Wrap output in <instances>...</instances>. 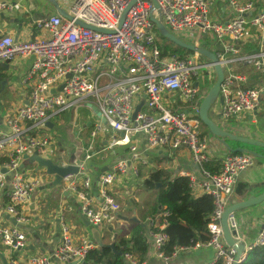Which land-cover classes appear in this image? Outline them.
Masks as SVG:
<instances>
[{
	"label": "built area",
	"instance_id": "built-area-1",
	"mask_svg": "<svg viewBox=\"0 0 264 264\" xmlns=\"http://www.w3.org/2000/svg\"><path fill=\"white\" fill-rule=\"evenodd\" d=\"M154 1L156 8L150 0H57L70 20L51 8L49 13L30 19L26 40L0 35V64L29 61V71L20 85H32L26 102L7 114V132L0 131V193L5 198L0 215H7L15 223L3 222L0 217V246L7 264H83L88 251L94 248L86 236L73 237L70 226L59 217L58 243L51 252L20 255L27 248L23 227L29 219L24 208L44 184L42 176L20 169L23 156L36 152L51 160L53 141L42 132L59 114L75 112L87 104L96 108L105 123L93 121L83 157L69 163L78 168L73 177L79 178L80 190H76L78 184L73 177L63 181L75 193L80 214L89 224L100 228L116 218L119 206L113 197V185L125 187L137 181L141 168L149 166V155L162 149L186 150L198 175L180 173V177L188 179L193 195H208L214 203L207 226L209 240L196 246L214 251V260L206 264L217 259L223 264L233 263L234 251L222 243L220 219L233 195L236 178L253 165L254 158L228 154L221 158L219 173L204 168L213 160L206 137L200 132L199 107L212 86L209 75L214 74L213 64L201 61L198 54L183 58L162 53L150 15L160 17L163 26L185 43L213 53H217L215 43H220L222 53L216 55L224 71L218 94L222 104L217 101L213 112L220 117L218 126L222 130L243 137L242 126L227 123L251 117L260 107L264 89L244 88L245 77L229 66L246 65L264 78V0ZM131 3L118 28L122 12ZM12 10L11 3L0 0V14ZM77 21L107 33L84 29ZM248 44L258 47V51L243 53L241 48ZM140 103L132 120L135 106ZM105 131L109 132L106 149L127 147L128 154L114 161L107 171L100 170L96 182L100 203L94 206L89 198V163L104 151L95 148L94 141ZM137 138L143 140L141 148L137 147ZM168 215L158 210L146 220L144 228L147 258L163 264L184 250L176 249L169 257L163 255ZM227 224L236 234L234 214L228 216ZM260 246H264V217L256 239L246 250ZM124 261L137 264L130 254H124Z\"/></svg>",
	"mask_w": 264,
	"mask_h": 264
},
{
	"label": "crops",
	"instance_id": "crops-1",
	"mask_svg": "<svg viewBox=\"0 0 264 264\" xmlns=\"http://www.w3.org/2000/svg\"><path fill=\"white\" fill-rule=\"evenodd\" d=\"M1 1L11 3L13 5V10L10 13L5 12L0 14V35H10L14 38H17L18 40H26L30 36V19L45 15L51 11L49 5H47L46 2H44L43 0ZM26 21H28L27 24ZM244 48L245 47L241 48L242 52L244 51ZM2 65L3 64H0V84L3 81L4 84L2 87L0 86V131L7 132V129L4 125V120L7 114L26 102L29 97L32 85H29V82H26V84L24 85H20V82L25 79L29 71V61L16 60L13 63L6 64L8 69H4ZM229 67L232 68L235 74L242 75L243 77H245L246 80L242 84L243 87L248 86L249 88L250 86V88L264 89V78L259 76V74H256L250 67L242 64H233ZM72 112L73 111H69L67 113L73 114L75 118L77 117V114H79L80 118L85 117L84 124L86 129L84 131H81V129L76 126L75 134L72 135L73 145L75 147V150H73L75 152H80L81 156H72L71 160L67 162H55L57 164H69L74 159L80 160L83 157L85 150L82 147V140L83 138H85L84 142L88 146V138L89 133L91 131V125L96 119L95 115L89 107L80 108L78 111H75L73 113ZM63 115L64 113L59 114L50 124L49 128L46 131L42 132V135L50 138L51 136H58L56 130L60 125L58 123L61 121ZM209 117L214 123L219 126L221 125V119L216 112L212 111ZM213 118L215 119V121L213 120ZM241 120H244L247 123V137L264 142V91L261 93L259 109L255 113H253L251 117H249V115H247L246 117H240L239 121ZM78 128L80 130H78ZM88 130L90 131L88 132ZM200 130L201 134H204V136L206 137L208 153L211 156L213 162H216L218 160L221 161V158L223 156L233 154L229 153V150L225 148L217 138L212 137L208 132H203L202 129ZM85 132H88V135H86L87 137L83 135V133ZM244 136L246 137L245 134H243V137ZM76 141H78V143ZM108 142L109 132L105 131L104 133L96 137L94 141V146L97 149H104V151L101 152L104 153L108 150H111L106 149ZM227 143L228 147L231 150L243 147L235 142ZM54 146L55 142L53 141L52 154L54 149L56 148H54ZM142 146L143 140L141 138H137V147L141 148ZM254 150L261 156H264V150L259 148H256ZM30 156L31 155H28V157ZM122 157L124 156L116 155L113 161L109 163H104L100 166L94 165L93 161L89 163L90 175L92 178V189L90 191L89 198L94 204V206H97L98 203H100L99 193L97 191L96 184L97 176L99 175L100 170H102L104 167L111 166L114 161ZM253 158V165L250 168L240 172V174L236 178L234 192L233 195L229 198L228 206L244 201L251 196H257L261 193H264V159L256 157ZM168 161L173 166L172 173L163 168L165 167ZM153 165L154 167H152ZM158 165L162 167H159ZM36 167L37 166L35 164H31L29 160L24 159L20 165V169L23 172L31 175L42 176V180L44 181V184L41 185L32 195L28 203V207L24 208V213L29 219V224L23 227L27 239V248L20 255L25 254L27 256L33 253L47 254L51 252L58 243L59 233L57 234V230L59 229V217H62L65 222L70 226L71 234L73 237L86 236L94 247H98L99 244H111V242H106L104 236L105 233H103V231L105 230L108 233L113 232L114 226L108 227L106 225H103L100 228H96L91 225H83L79 220V216L81 215L80 202L76 198L75 193L66 188V182L64 181H62L61 184L58 186H52L53 178L47 176L43 169L35 170ZM153 168H162L166 172H170V178H173L174 176L180 177V173H187L195 176L198 175V168L193 164L190 159V154L186 150L171 152L168 149H162L158 151V153H156L155 155H149V166L141 168L139 173V179L136 181V183L140 185L143 178L147 176L149 170ZM142 169L149 170L145 175H142ZM73 178L77 180L78 187L81 188L79 178ZM49 184L51 185L50 188L45 190V186ZM112 188L113 197L117 202H119L117 200L119 198L118 194L121 193L122 190L128 192L126 186L122 187L120 185L114 184ZM151 193L153 194V199L149 204L143 206V208H135V203L132 200L130 201V208L127 209L130 215L129 218L123 217L120 211H118L116 218L123 217L128 220L123 221L120 219L121 222H117V224L128 225L129 230L131 228L130 219L133 216L136 218L137 221L142 220L141 218L144 212L148 211L151 206H153V204L155 203L156 194L154 192ZM4 201V195L3 193H0V211L3 205L5 204ZM120 206H122L120 207V210L121 208H127L126 204L123 203V199L120 202ZM233 214L235 215L238 223L236 234L233 237L243 242L245 246L250 245L256 239L258 231L263 221L264 202L249 208L240 209L234 212ZM0 217L3 219V222L10 223V220H12L9 219L8 216L4 215L3 213H1ZM146 220L143 222L144 227L146 226ZM114 222H111V224H113ZM89 227L92 228L91 231L90 229H88ZM90 232L92 237L87 235L90 234ZM222 243L224 244V246H226L223 239ZM0 248L2 247L0 246ZM0 255L4 256V258L6 257L4 255V251H0ZM214 256L215 254L212 249L195 246L193 248L178 251L177 254L172 257L167 264H206L210 261H213ZM143 264L163 263L156 259L146 258Z\"/></svg>",
	"mask_w": 264,
	"mask_h": 264
},
{
	"label": "trees",
	"instance_id": "trees-1",
	"mask_svg": "<svg viewBox=\"0 0 264 264\" xmlns=\"http://www.w3.org/2000/svg\"><path fill=\"white\" fill-rule=\"evenodd\" d=\"M162 41L163 43L158 44L162 53L176 56L184 53L179 47L170 45L163 39ZM257 51L258 47L248 44L243 53L250 54ZM244 88H248V86H244ZM86 147L87 145L84 143L83 148L86 149ZM117 148H121V156L128 154L127 147ZM204 168L212 173H219L221 170L220 161L208 163ZM156 184H160L158 189H156ZM138 186L156 194L153 206L144 212L142 220L130 222L131 228L125 235H114V239L111 241L114 251L104 246L94 247L88 251L84 264H125L124 254L132 255L137 264H143L148 251L143 222L148 217L154 216L160 209L169 214L166 219L167 225L163 230L167 236V241L162 249L164 256H171L179 248H193L198 244L202 245L208 242L210 235L207 226L214 210V203L210 196L193 195L187 178L179 176L170 178V174L162 168L149 170L147 176ZM79 188L77 186L76 190H80ZM133 202L135 203V201ZM115 221L121 222L119 218H115ZM118 252L121 254L118 255ZM213 264H223V262L221 259H217ZM239 264H264V246L249 251L246 258Z\"/></svg>",
	"mask_w": 264,
	"mask_h": 264
},
{
	"label": "water",
	"instance_id": "water-1",
	"mask_svg": "<svg viewBox=\"0 0 264 264\" xmlns=\"http://www.w3.org/2000/svg\"><path fill=\"white\" fill-rule=\"evenodd\" d=\"M43 1L46 2V4L49 5V7L52 8L62 18L69 19V20L71 19L69 14L59 5L57 0H43ZM150 1L153 3V6L156 8L157 7L156 2L154 0H150ZM131 5H132V3L129 4V6L122 12L118 28H120V26H121V24L125 18V15H126L128 9L130 8ZM150 20L154 24L155 29L161 38L168 41L170 44H172L176 47H179L180 49L192 52L193 54H198L199 56L205 58L211 64H213L215 81L212 84V86L210 87V89L208 90V92L203 97L201 104H200V107H199V120H200L202 126L208 131V133L212 137L217 138L219 140V142L225 148H227L229 150V153L245 154V155H250L252 157L264 159V156H261L260 154H258L254 150L256 148L264 150V142L263 141H260V140L254 139V138H250L247 136L242 137V136L234 135L230 132L222 130L209 117V109L211 108V106L216 101H218L219 105L222 104V101L219 98L218 94H219L220 85L223 83V80H224V71H223V69L219 63V58L216 55L217 53H222V48L220 47V43L219 42L215 43V49H216L217 53H213V52H210L206 49L185 43L182 40L176 38L173 34H171L163 26L160 17L154 18L150 15ZM76 23L80 27H83L84 29H87V30H95V31H98L101 33H107L106 30L97 29V28L91 27V26L86 25V24L79 22V21H77ZM2 67H4V69H8L6 64L5 65L3 64ZM3 84H4V81L1 82V87L3 86ZM60 89H61V87L58 88V90H60ZM52 93H54V91H52ZM141 106H142V103L135 106V109L132 113V120H135L136 115H137L138 111L140 110ZM87 107H89L91 109V111L95 115L96 119H99L102 123H105L104 119L101 117L100 113L96 110V108L93 105L87 104ZM49 126L50 125H48V127ZM227 142H235V143H237L243 147L231 150L228 147ZM23 159L29 160V162L31 164H35L37 166L35 170L43 169L45 171L46 175L52 177L53 178L52 186H58L61 184V182L64 179H66L68 177L76 176L78 174L77 166L72 165V164H66V165L57 164L50 159H44V158L39 157L36 152H34L30 157H28V155H24ZM109 167H104L101 171H107ZM159 187H160V184H156V189H158ZM262 202H264V193H261L260 195H257V196H251L244 201H241L239 203L227 206L225 208L222 216H221L220 228H221L222 239H223L225 245L234 251V260H233L232 264H239L240 262H242L244 260V258H246L248 252L251 250H246L245 244L233 237L235 235V232L230 231L228 228V224H227L228 216L230 214H233L234 212L240 210V209L249 208V207L258 205ZM119 219H121L123 221L128 220V219L123 218V217H119ZM79 220L85 226L90 225L89 222L82 215L79 216ZM130 222H138V221L133 216L130 219ZM10 223L12 225H15L14 221H12V220H10ZM58 233H59V229L57 230V234ZM103 246L108 247L114 251L112 244H109V245L99 244L98 245V247H103ZM117 254L120 255L121 253L118 252ZM0 259H1V264H7L4 256L0 255Z\"/></svg>",
	"mask_w": 264,
	"mask_h": 264
},
{
	"label": "rangeland",
	"instance_id": "rangeland-1",
	"mask_svg": "<svg viewBox=\"0 0 264 264\" xmlns=\"http://www.w3.org/2000/svg\"><path fill=\"white\" fill-rule=\"evenodd\" d=\"M27 22L28 21H26V24H27ZM154 36H155V40H156V42L158 44L163 43V41H162L163 38H160L158 32L155 31L154 32ZM198 40L201 41V39H198ZM164 41H166V40H164ZM207 41H210V39H207ZM166 42H168V41H166ZM168 44H170V43L168 42ZM170 45H172V44H170ZM182 51H184V53L179 55V56H181L183 58L188 57V56L193 54L192 52H189V51H186V50H183V49H182ZM201 61H206L207 62V60L205 58H203V57H201ZM209 77L212 79L211 84H213V82L215 81L214 74L213 75L210 74ZM11 78H13V77H11ZM207 78L208 77L206 76V80H207ZM0 86H1V84H0ZM200 87H202L201 83H200ZM216 105H217V101L209 109V116L211 115V112L213 111V109L215 108ZM84 119H85V117L84 118H80L79 114H77V117L75 118V116L73 114H71V113L70 114H68L67 112L64 113L63 117L61 118V121L58 123L60 125L57 128V130H56L58 136H51L52 141L55 142L54 148L56 147L55 148L56 151L54 149L53 154L51 156V160L53 162H61V161L67 162V161L72 159V156H78V157L81 156L80 152H75L74 151L75 147L73 145L72 135L75 134L76 126L79 127L81 129V131H84L86 129L85 128V124H84V122H85ZM213 120L215 121L214 118H213ZM227 124L228 125L238 124V125L242 126L244 128V131L242 132V134H245L247 136V130H246V128H247L246 124L247 123H246V121L241 120V121H238L237 123L235 121H229V123H227ZM79 128H78V130H80ZM200 129H202L203 132L207 131L202 126V124H201ZM89 131L90 130H88V132ZM88 132L83 133V135H85V136L88 135ZM84 139L85 138H83V140H82V147H83V144L85 143ZM76 142L78 143V141H76ZM77 145H79V144H77ZM72 148L74 149L73 151H71ZM120 154H121V148L114 147L111 150H108V151H106L104 153H101L99 156L96 155L97 157L94 156L95 158H93L91 161H93L94 165H99L100 166V165H102L104 163H109V162L113 161L115 156L116 155H120ZM152 167H154V165ZM159 167H162V166H159ZM172 167H173L172 164L169 163V161H168L166 163L165 167H163V168H165L166 170H168V171H170L172 173ZM148 170L149 169L143 170L142 175H145ZM129 185H130V187H129ZM129 185L126 183V186L129 187V188H127L128 192L122 190L121 193L118 194L119 198L117 200L119 202L116 201V203L119 206L118 211H120L122 216L126 217V218H129V216H130L128 211H127V209L130 208V201L131 200L135 201V208H137V209L139 208L140 209V208H143V206L149 204L151 202V200L153 199V194L151 193V191L145 190L143 188H139V186L136 183V181H133L132 183L129 182ZM50 186H51L50 184L46 185L45 186V190L49 189ZM49 195H51V194H49ZM122 199H123V203L126 204L127 208L126 209L121 208V210H120V207H122V206H120V202L122 201ZM113 224L110 225V223H106V226H108V227L109 226L110 227L114 226L113 232L108 233L105 230L103 231V233H105L104 236H105V240H106L107 243H110L112 241V239L114 237L113 235H115V234L124 235L125 232L128 231V225L117 224V222H114ZM88 229H90V231H91L92 228L89 227ZM87 235L92 237L91 232H90V234H87ZM0 251L3 252V248H0Z\"/></svg>",
	"mask_w": 264,
	"mask_h": 264
},
{
	"label": "bare ground",
	"instance_id": "bare-ground-1",
	"mask_svg": "<svg viewBox=\"0 0 264 264\" xmlns=\"http://www.w3.org/2000/svg\"><path fill=\"white\" fill-rule=\"evenodd\" d=\"M114 221H115V219H114ZM114 221H113V222H114ZM110 225H111V223H110Z\"/></svg>",
	"mask_w": 264,
	"mask_h": 264
}]
</instances>
